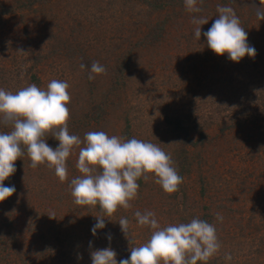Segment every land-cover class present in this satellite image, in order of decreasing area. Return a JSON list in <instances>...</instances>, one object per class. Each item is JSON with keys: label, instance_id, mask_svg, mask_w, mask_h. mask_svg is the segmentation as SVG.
Masks as SVG:
<instances>
[{"label": "rangeland", "instance_id": "374dc122", "mask_svg": "<svg viewBox=\"0 0 264 264\" xmlns=\"http://www.w3.org/2000/svg\"><path fill=\"white\" fill-rule=\"evenodd\" d=\"M218 5L235 11L255 57L235 62L207 47L203 33ZM196 6L200 12H188L184 0H0V88L66 81L67 126L81 141L63 182L46 164L30 167L26 148L15 161L4 184L16 192L0 202V264H92L91 252L108 247L119 262L154 231L138 224L137 211L154 212L160 228L194 218L214 225L220 248L197 264H264V20L253 0ZM193 17L208 20L199 39ZM94 61L106 71L89 80ZM11 130L0 123V133ZM90 131L158 145L183 177L178 191L164 192L152 173L141 177L130 207L105 217L94 236L104 214L75 204L70 187L82 175L76 164Z\"/></svg>", "mask_w": 264, "mask_h": 264}, {"label": "clouds", "instance_id": "9594fccd", "mask_svg": "<svg viewBox=\"0 0 264 264\" xmlns=\"http://www.w3.org/2000/svg\"><path fill=\"white\" fill-rule=\"evenodd\" d=\"M197 0H184L188 12H200ZM256 15L264 20V0H253ZM218 17L212 26L203 33L206 43L217 55L227 53L232 61L239 62L243 57H255L257 50L248 43V33L240 25L239 17L231 7L217 6ZM193 23L199 25L194 34L201 37L202 25L208 23L206 18L193 17ZM81 69L86 65L81 64ZM106 69L99 62H92L88 78L95 79L94 74L104 73ZM69 84L66 81L51 80L46 89L31 84L16 93L0 88V123L12 130L0 133V202L16 192L15 186H5L4 181L15 171V161L26 148L30 157V167L36 168L46 164L53 168L61 182L67 179L66 160L74 145L81 143L76 135H70L67 121L70 111ZM59 141L56 148L46 142V135ZM85 147L79 151L76 167L82 174L71 181V195L74 203L80 206L99 205L103 216H97L92 227V234L104 228L105 217L112 216L118 207L127 209L129 201L137 196V180L147 174L155 176V183L164 192L178 191L183 177L173 167L169 154L158 145L136 138L122 141L121 138L109 136L104 131H90L84 137ZM56 218L54 214H48ZM141 226L148 225L154 231L150 239L141 246L130 248V257L119 262L117 253L111 247L91 252L92 264H197L207 262L220 248L214 225L199 218L189 223L169 225L160 228L155 213L146 211L135 213ZM218 219L222 217L217 214ZM122 232L129 238L127 218L119 221ZM111 241V235L108 236ZM131 244L132 241L130 240ZM91 246V242H90ZM230 260L231 255L226 254Z\"/></svg>", "mask_w": 264, "mask_h": 264}]
</instances>
